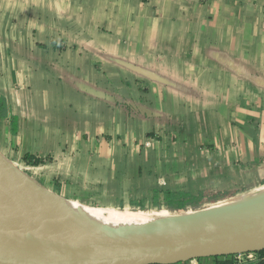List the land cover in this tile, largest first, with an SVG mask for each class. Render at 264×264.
Returning <instances> with one entry per match:
<instances>
[{"label": "crops", "instance_id": "0c3cea01", "mask_svg": "<svg viewBox=\"0 0 264 264\" xmlns=\"http://www.w3.org/2000/svg\"><path fill=\"white\" fill-rule=\"evenodd\" d=\"M0 113L74 186L264 188V0H0Z\"/></svg>", "mask_w": 264, "mask_h": 264}, {"label": "water", "instance_id": "95a60500", "mask_svg": "<svg viewBox=\"0 0 264 264\" xmlns=\"http://www.w3.org/2000/svg\"><path fill=\"white\" fill-rule=\"evenodd\" d=\"M0 192L68 236L61 243L31 242L0 230V264H177L264 250V190L242 203L160 224L186 226L158 228H122L69 216L22 197L4 179Z\"/></svg>", "mask_w": 264, "mask_h": 264}, {"label": "rangeland", "instance_id": "374dc122", "mask_svg": "<svg viewBox=\"0 0 264 264\" xmlns=\"http://www.w3.org/2000/svg\"><path fill=\"white\" fill-rule=\"evenodd\" d=\"M4 137L6 139H4ZM4 137L0 136V161L6 167L5 171L8 173V177L12 183H14V178L20 183H14L18 189H21L24 185L32 191H40L47 198L63 205L67 204L68 207L64 208L63 206H55L51 202L43 199L48 205L57 208H64L70 212H75L83 216L101 218L100 216L104 215L113 217L129 215L137 219L139 218L142 225H139L140 227H158V225L166 226L170 223L163 225L160 224L173 219L195 218L200 213L214 212L217 211L216 209L228 204L242 203L248 196L258 194L264 190V188L261 187L260 189L252 190L241 195L237 193L235 195L233 194L234 196L232 197H222V193L213 190H205L200 194L191 192L188 194L192 196L203 195V197L199 200H193L191 206L185 208L177 206L166 207L163 204L165 203L163 197L166 192H187L164 191L165 185L163 181L157 182V190L152 192V198L150 199L144 197L140 198V188L134 187V185L131 186V184L126 181L118 186H114L111 183L110 187L107 188L106 184L102 183H100L97 188L95 187L97 183H91L89 180L84 184L78 182V184L75 183L77 185L82 184L81 187L74 186L71 183H68L67 180L61 181V176L58 178L52 175L54 173V167H51L52 162L48 163L50 160H47V158H43L42 160L28 159L29 161L27 160L28 162L24 165L23 158H21V155L17 153V151L14 152V150H8L9 142L7 141V137ZM145 143L143 144L144 147L147 148L150 146H146ZM6 153L8 154V157L5 155ZM129 178L130 176L127 177V179ZM89 183L95 185L92 186ZM156 194L159 197L157 200L160 202L159 205L152 203L153 196ZM63 195H65V197H63ZM137 196L138 198H135ZM131 197L134 198L130 199ZM5 200L8 201L7 198H5Z\"/></svg>", "mask_w": 264, "mask_h": 264}, {"label": "bare ground", "instance_id": "6f19581e", "mask_svg": "<svg viewBox=\"0 0 264 264\" xmlns=\"http://www.w3.org/2000/svg\"><path fill=\"white\" fill-rule=\"evenodd\" d=\"M6 167L0 161V179H4L7 183L12 184L17 192L24 198L33 199L34 201L41 203L45 206L52 208L58 212H62L66 215L73 216L76 218L84 219V220H92L96 222H100L102 224H109V226L122 227V228H158V227H140L141 221L139 218H135L132 216H100L101 218H96L94 216H83L75 212H70L64 208L68 207L67 204H60L52 199L47 198L40 191H32L26 186H22L21 189H18L15 184L18 183L14 178L13 182L8 177V173L5 171ZM51 202L55 206H63L64 208H57L51 205H48L44 202V200ZM90 214V213H89ZM145 223V222H144ZM140 225V226H139ZM186 226L187 224L179 223V224H169L166 226ZM168 228V227H165ZM0 230L8 232L15 237H22L31 242H49V243H61L66 242L68 240V236L63 233H60L47 225L46 223L40 221L39 219L31 216L26 213L24 210L19 208L16 204L10 203L6 201L3 195L0 193Z\"/></svg>", "mask_w": 264, "mask_h": 264}, {"label": "trees", "instance_id": "16d2710c", "mask_svg": "<svg viewBox=\"0 0 264 264\" xmlns=\"http://www.w3.org/2000/svg\"><path fill=\"white\" fill-rule=\"evenodd\" d=\"M203 197V195H200V196H192V195H189L188 193H184V192H178V193H171V192H166L164 194V201L165 203H163L166 207H182V208H185V207H188V206H191V202L193 200H199ZM158 196L157 194L153 196V201L152 203L153 204H156V205H159L160 202L157 201L158 200ZM258 260H260V264H263V260H264V250L263 251H260V252H256V253H253ZM232 257V256H224V257H210L208 259H212V260H215L217 261L218 258H224L225 261L229 260V258Z\"/></svg>", "mask_w": 264, "mask_h": 264}, {"label": "built area", "instance_id": "2783aa9c", "mask_svg": "<svg viewBox=\"0 0 264 264\" xmlns=\"http://www.w3.org/2000/svg\"><path fill=\"white\" fill-rule=\"evenodd\" d=\"M145 145L149 146L150 142L146 141ZM233 257L237 263H244L250 260H254L255 258L253 253L237 254V255H234Z\"/></svg>", "mask_w": 264, "mask_h": 264}]
</instances>
